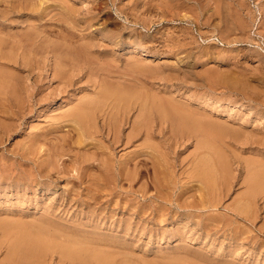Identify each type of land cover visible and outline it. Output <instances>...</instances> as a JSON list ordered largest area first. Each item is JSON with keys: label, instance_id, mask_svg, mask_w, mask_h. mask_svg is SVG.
I'll return each instance as SVG.
<instances>
[{"label": "rangeland", "instance_id": "1", "mask_svg": "<svg viewBox=\"0 0 264 264\" xmlns=\"http://www.w3.org/2000/svg\"><path fill=\"white\" fill-rule=\"evenodd\" d=\"M14 1L5 0V3H3V0H0V15H3L2 11L12 12L10 7L16 9L13 12L14 14H9L12 20L7 17V23L14 26L9 27L10 30L14 28L12 30V32H15V35L13 34L14 38L18 37L17 35L21 34L24 28H27L28 31L30 30L28 28L41 24V29L46 25L47 35L52 39L54 36L51 33L60 29L55 26V22H57L55 19L61 17L64 20L65 13H69L66 17L69 16L68 21L72 20L73 22L68 23L65 17L63 23L64 57H66L63 59L66 61L61 69V77L67 79L66 81L70 80L71 82L75 79L76 81L72 82L73 86L71 84L66 85L60 77L54 75V57L50 58V60L53 58L52 62L41 59L36 66L37 69H32L34 73L31 72L30 74V66H20L16 58V61L12 60L10 65H5V67H3V64L0 65L1 75L3 74L1 77L5 79L4 83L0 81V108L3 109H0V226L2 227L0 228V264H16L9 260V255L14 249L12 244H15L23 233L30 232L33 234L35 231L40 233V229L44 231L45 228L39 229L41 224L44 225H41L42 227L46 225V230L42 234L45 233L48 238L51 237L50 241L52 240L54 245L47 252L42 264H98L97 260L103 259L102 256L104 255L107 256H104V258H107L113 264H173L171 263L172 259L177 261H174L175 264H264V181H262L264 180L262 179L264 172L261 173V171H264V0ZM8 2H11V5ZM34 2L35 4H33ZM146 3L147 5H145ZM42 5L43 7H40ZM23 7L26 10L18 11L19 8ZM53 9L54 12L56 11L55 15L52 12ZM156 9L159 10L156 11ZM64 10L67 12H64ZM31 13H34V15ZM36 15L37 17H34ZM33 18L34 20H32ZM35 20L38 21L35 23ZM42 22H44V26ZM52 23L54 26H52ZM0 28L3 27L0 26ZM101 30L104 32L102 33ZM100 31L101 33H99ZM111 32L112 34H110ZM76 34L78 35L76 36ZM110 35L118 38L113 37L112 40ZM72 37L73 42H71ZM82 43L88 45V48L85 46V49H87L86 54L83 52L85 49L82 50L85 44L81 45ZM69 44L72 49H68ZM77 45L79 46L78 49ZM89 47H91L90 54ZM8 49L6 50L7 53L13 52V50ZM139 50L146 51L150 55L156 54L158 59L154 61L151 60V57L141 56ZM77 51L82 54L83 58L79 59L78 55H73V53L77 54ZM83 54L87 57L85 58ZM86 61L90 64H87ZM89 65H91V68ZM73 70L74 72H72ZM91 70L95 72L92 73ZM7 80L8 82H6ZM12 85L14 88H12ZM10 91L11 93H8ZM104 94L108 97L105 99L106 101L104 99L102 101V95ZM136 95L138 96L136 97ZM43 97H45V101ZM88 97H91V99ZM92 97L98 101H95ZM148 97H151V99ZM86 99L88 101L93 100L87 108L91 111V117L88 120L90 125L89 123L86 124L88 125L85 130L87 132L78 130L72 133L73 127L65 122L66 119H69L67 114L75 110L77 106L81 107ZM112 101L114 103L110 104ZM95 103H97V106H95ZM98 104L101 105L100 108ZM165 104H168L167 107ZM164 105L166 109L168 108L167 110L163 108ZM171 106L172 108H169ZM155 108L156 110H154ZM198 108L199 110H196ZM144 109L148 111L145 112ZM170 109H173V114ZM174 110L175 112L181 111L176 114ZM159 111H161V116ZM141 112L146 114L142 116ZM149 112L152 114H149ZM202 113L211 118L208 119L206 115L202 117ZM190 114L191 117H189ZM95 115L101 117L99 119L97 116L94 117L96 118L95 121L93 118ZM175 115H178L175 117L177 121L170 118V116L174 117ZM105 116L110 117L115 124V126L113 124L114 128L110 132L108 129L99 127L100 125L103 126ZM119 116H122L120 118L121 122L124 119V124L120 122L122 125L119 123ZM56 118L57 120H55ZM139 118H141V121L143 120L142 123ZM116 119H118L117 122ZM158 119H161L162 122ZM203 119L210 123L212 121V124H215L214 127H211V124H208V126ZM94 121L95 123H93ZM135 121L138 125H134ZM182 121L186 127L182 126ZM191 121L198 123L194 126L199 129L196 130L197 132L192 126H188ZM166 122L168 126L165 125ZM201 122L205 123L204 127H202ZM174 123H176L175 126ZM177 123L183 128L179 127ZM143 124L147 125L148 128ZM169 125L173 127V132ZM215 126L221 128L222 132L215 129ZM187 127L189 129H186ZM210 128L218 131V140L215 137V131ZM183 129H186L187 132ZM177 130H179V133H176ZM68 131L73 135L71 138ZM82 134L84 136H81ZM205 134L207 135L205 136ZM221 134H224V137ZM127 135H134L136 138L134 137L133 142L126 145ZM195 135L199 136L200 139ZM119 136L123 139V145L115 141V138ZM168 136L169 138H166ZM72 140L73 142H71ZM202 140L206 143L204 144ZM80 141L82 142L80 143ZM134 141L137 143L135 144ZM200 141L202 142L200 143ZM67 142H69V146ZM91 142L93 143L91 144ZM63 144L65 146V148L63 147L64 150H62ZM58 145L62 151L58 147L53 149L52 152L50 147ZM197 147L199 148L197 149ZM205 147L206 149H204ZM203 151L209 152L208 154L212 156L200 153ZM217 151L220 154H216ZM49 152L51 155L48 154ZM55 153L62 154L57 157ZM212 157L215 160L211 159ZM154 158L157 159L158 163ZM208 159L209 161H207ZM216 159L219 161H216ZM196 160V163L200 161L201 164L198 165H202L203 169L197 166ZM209 162L213 165H209ZM215 162L216 164H214ZM255 162V165L258 166L254 165ZM144 163L147 164L144 166ZM143 167L144 172L142 171ZM195 167H197V170ZM110 168L112 171L114 170V174L110 171ZM204 168L206 171H204ZM221 168L223 170H220ZM131 169H135L134 173ZM147 169H149V172ZM41 172H44V174ZM38 173L42 175L40 174L39 177ZM106 173L109 174L106 175ZM252 173L253 176H251ZM213 174L215 175L212 176ZM32 176L43 183L44 186L38 184L39 181L36 185V180ZM47 176H50V178H47ZM51 178L52 181H50ZM197 178L199 181L196 180ZM28 179L30 181H27ZM191 179L194 180L191 182ZM206 180H211V182ZM195 181L196 183H194ZM203 181H206V183ZM2 182H6V184ZM49 184L52 189L48 186ZM193 184L195 187L197 186V189ZM199 186L201 190H204V193L198 189ZM103 187H106V189ZM240 201L241 204H239ZM242 201L245 204H242ZM240 207L242 210L246 209L243 211L244 213L240 211ZM187 214L189 215L186 216ZM4 219L6 222L3 221ZM25 220L27 226L24 224ZM21 223L25 226L20 225ZM3 227L5 228L4 233L2 231ZM31 227L33 232L30 230ZM190 229L191 231H188ZM201 229L203 230L201 231ZM6 230L11 231V233ZM15 233H17L16 236ZM94 239L95 242H92H97L96 246L93 244L95 250L92 244H88L89 242L92 243L90 240ZM73 240L78 241L80 245L82 242L87 243L89 246L84 244L85 249L82 246L83 244L78 247L79 244L72 242ZM60 244H62V247ZM71 245L77 248L72 250L73 246ZM97 245L99 249H97ZM90 246L94 250L93 253H90L92 252ZM62 248L65 252L77 251L76 255L73 254L75 258L73 255L65 256ZM82 250L83 253L86 250L85 255L80 254ZM107 253L112 254V256H108ZM114 254H117V257H113ZM77 255H80L79 258H77ZM94 256L99 258H93ZM127 260H130V263H127ZM36 264L39 263L36 262Z\"/></svg>", "mask_w": 264, "mask_h": 264}, {"label": "bare ground", "instance_id": "2", "mask_svg": "<svg viewBox=\"0 0 264 264\" xmlns=\"http://www.w3.org/2000/svg\"><path fill=\"white\" fill-rule=\"evenodd\" d=\"M5 0H3V3H5L4 2ZM24 1H26V0H24ZM29 1V0H28ZM27 1V2H28ZM31 1V0H30ZM32 1H34V0H32ZM48 1V0H47ZM53 1V0H52ZM56 1V0H55ZM55 1H53V2H55ZM13 2H15L14 0H13ZM12 2V3H13ZM36 2H37V0H36ZM42 2H45V1H43L42 0ZM51 2V1H50ZM52 2V3H53ZM58 2H60L59 0H58ZM61 2H63V1H61ZM116 2V1H115ZM168 2V1H167ZM172 2H174V1H172ZM171 2V3H172ZM9 4L11 3V2H8ZM25 3V2H24ZM30 3V2H29ZM39 3V2H38ZM48 3V2H47ZM114 3V2H113ZM169 3V2H168ZM8 4V5H9ZM26 4V3H25ZM33 4H35V2L33 3ZM44 4V3H43ZM46 4V3H45ZM63 4V3H62ZM101 4V3H100ZM99 4V5H100ZM11 5V4H10ZM23 5V4H22ZM38 5V4H37ZM57 5V4H56ZM55 5V6H56ZM97 5V4H96ZM144 5V4H143ZM145 5H147V3L145 4ZM5 6H7L6 4H5ZM15 6V5H14ZM30 6V5H29ZM52 6H53V4H52ZM54 6V7H55ZM4 7V6H3ZM32 7V6H31ZM30 7V8H31ZM33 7H34V5H33ZM38 7V6H37ZM40 7H43V5L42 6H40ZM65 7V6H64ZM169 7V6H168ZM173 7V6H172ZM1 8V7H0ZM8 8V7H7ZM11 9H12V12L11 11H2L3 12V15H0V26H2L3 28H0V65L1 64H3V67H5V65H10V62H12V60H15V58L19 61V65L21 66V65H25L26 67L28 66H30V69L32 70V69H34L35 70V68H36V66H37V64L41 61V59H45V60H47V61H51L52 62V60H53V58H52V60H50V58L51 57H54L55 58V60H54V65H53V70H54V75L56 76V77H60V79L66 84V85H72V82L74 81V80H71V82H70V80H68L70 83H66V82H68V81H66L65 80V78H62L61 77V69H62V66L65 64V59H63V58H66V57H64V49H65V46H64V42H63V40H64V35H63V28H64V20H65V17H66V15H68L67 13H65L66 15H64V20H62V18L61 17H58V18H54L57 22H55V26H58L60 29H62V30H55L54 31V33L52 32L51 34L54 36L52 39L51 38H49L50 36L49 35H47L48 34V32H46V29H45V27H46V25H45V27H43L42 29H41V27H40V25H38V26H36L35 27V25L34 26H32L33 24H30L32 27H30V28H28V29H30V30H26L27 28H24V30H26V31H24L23 30V28H22V32H21V34H19V35H17L18 37H15L14 38V35H15V32L13 33L12 32V30L14 29H12V30H10L9 29V27L11 28V26H12V24L11 23H7V17H9V14L10 13H13L16 9H15V7H10ZM39 8V7H38ZM66 8V7H65ZM64 8V9H65ZM98 8V7H97ZM156 8V7H155ZM41 9V8H40ZM43 9V8H42ZM55 9V8H54ZM54 9H53V13H54V15H55V12H54ZM56 9H57V7H56ZM58 9H59V7H58ZM121 9V8H120ZM10 10V9H9ZM22 11V10H26L24 7L23 8H19L18 9V11ZM29 11H30V9H28ZM48 10V9H47ZM159 10V9H158ZM157 9H156V11H158ZM39 11H41V10H39ZM51 11V10H50ZM63 11V10H62ZM69 11V10H68ZM31 12H33V11H31ZM51 12V13H52ZM58 12H60V11H58ZM64 12H67L66 10H64ZM15 13H17V12H15ZM41 13V12H40ZM50 13V12H49ZM48 13V14H49ZM71 13V12H70ZM14 14V13H13ZM32 14V13H31ZM37 14V13H36ZM59 14V13H58ZM57 14V15H58ZM63 14V13H62ZM76 14V13H75ZM74 14V15H75ZM32 15H34V13L32 14ZM40 15V14H39ZM50 15V14H49ZM56 15V16H57ZM73 15V14H72ZM71 15V16H72ZM11 16V15H10ZM23 16V15H22ZM21 16V17H22ZM55 16V17H56ZM63 16V15H62ZM76 16V15H75ZM12 17H14V16H12ZM16 17H17V15H16ZM15 17V18H16ZM20 17V16H19ZM24 17V16H23ZM22 17V18H23ZM34 17H37V15L36 16H34ZM69 17V16H68ZM68 17H66L67 18V20L66 21H68V19H70V18H68ZM79 17V16H78ZM77 17V18H78ZM127 17H129V16H127ZM32 18V17H31ZM9 19H10V17H9ZM29 19V18H28ZM41 19V18H40ZM73 20H74V18H72ZM84 19V18H83ZM129 19V18H128ZM10 20H12V19H10ZM14 20V19H13ZM17 20V19H16ZM23 20H24V18H23ZM26 20H27V18H26ZM32 20H34V18L32 19ZM32 20H30V21H32ZM46 20V19H45ZM45 20H44V22H45ZM79 20H81L80 18H79ZM25 21V20H24ZM38 20H35V23L37 22ZM51 21V20H50ZM77 21V20H76ZM11 22H13V21H11ZM23 22V21H22ZM27 22V21H26ZM41 22V21H40ZM44 22H42V24L44 23ZM47 22H48V20H47ZM71 23L73 22L72 20L70 21ZM69 21H68V23H70ZM39 23V22H38ZM26 24V23H25ZM45 24H46V22H45ZM43 26H44V24H43ZM47 26H49V25H47ZM52 26H54L53 25V23H52ZM12 27H14V26H12ZM25 27H27V26H25ZM29 27V26H28ZM50 28H52L51 26H49ZM74 27V26H73ZM6 28H8V29H6ZM68 28V27H67ZM101 29H103V28H101ZM105 30V29H104ZM53 31V30H52ZM102 31V30H101ZM101 31L99 32V33H101ZM108 31V30H107ZM12 32V33H11ZM73 32V31H72ZM75 32V31H74ZM104 31H102V33H103ZM68 33V32H67ZM107 33H109V32H107ZM14 34V35H13ZM110 34H112V32L110 33ZM66 35V34H65ZM78 34H76V36H77ZM100 35H102V34H100ZM99 35V36H100ZM106 35V34H105ZM115 35V34H114ZM68 36V35H67ZM69 36H70V32H69ZM111 36V35H110ZM109 36V37H110ZM117 36H118V34H117ZM81 37V36H80ZM83 37V36H82ZM112 37V36H111ZM113 37H115V36H113ZM113 37H112V40H113ZM120 37V36H119ZM84 38V37H83ZM87 38V37H86ZM85 38V39H86ZM115 38H118V37H115ZM69 40H70V38H69ZM117 40V39H116ZM106 41V40H105ZM68 42V41H67ZM71 42H73V37H72V41ZM78 42V41H77ZM89 43V42H88ZM85 44V45H84ZM82 43L81 45H84V48H82V50L83 49H85L86 47L85 46H87V48H88V45L86 44V43ZM92 44V43H91ZM139 44V43H138ZM138 44H136L137 46H138ZM134 45V44H133ZM70 44H69V48L68 49H72V48H70ZM90 46V45H89ZM75 47V46H74ZM78 45H77V49H78ZM81 47H83V46H81ZM11 49V51L13 50V52H9V53H7V49ZM90 48V51H89V54H90V52H91V47H89ZM140 49L142 48V46L141 47H139ZM8 49V50H9ZM68 49H66V50H68ZM136 49V48H135ZM137 49H138V47H137ZM87 49H85V50H83V52H84V54H86L85 52H87L86 51ZM70 53H72L70 50H68ZM80 51V50H79ZM68 52V53H69ZM139 52L141 53V56H145V57H151V60H154V61H156L157 59H158V55H156V54H153V55H150V53H148V52H146V51H142V50H139ZM77 54H75V53H73V55H78L79 56V59L80 58H83L82 57V54L80 53H78V51L76 52ZM137 53V52H136ZM83 54V55H84ZM88 55V54H87ZM85 56V55H84ZM92 56V55H91ZM13 57H14V59H13ZM69 57V56H68ZM87 56H85V58H86ZM88 58H90V57H88ZM87 58V59H88ZM73 59V58H72ZM78 59V60H79ZM83 60V59H82ZM16 61V60H15ZM70 61V60H69ZM85 61V60H84ZM83 61V62H84ZM88 61V60H87ZM86 61V62H87ZM86 62H85V64H86ZM91 62H93V61H91ZM13 63H14V61H13ZM46 63V62H45ZM79 63H80V61H79ZM95 63V62H94ZM18 64V63H17ZM47 64V63H46ZM83 64V63H82ZM87 64H90V63H88L87 62ZM86 64V66H88ZM91 64H93V63H91ZM18 65V66H19ZM68 65V64H67ZM71 65V64H70ZM75 65H76V63H75ZM14 66V65H13ZM13 66H10V67H12V68H14ZM45 66V65H44ZM52 66V65H51ZM78 66V65H77ZM80 66V65H79ZM83 66H84V64H83ZM91 65H89V67H90ZM94 66V65H93ZM1 67V66H0ZM47 67V66H46ZM81 67V66H80ZM80 67H78V68H80ZM21 68V67H20ZM72 68V67H71ZM82 68V67H81ZM91 68V67H90ZM17 69V68H16ZM28 69V68H27ZM37 69V68H36ZM48 69H50V68H48ZM67 69V68H66ZM74 69V68H73ZM84 69H85V67H84ZM88 69V68H87ZM96 69V68H95ZM94 69V70H95ZM4 70V68L2 69V71ZM29 70V69H28ZM31 70H29V74L32 72V73H34L33 72V70L31 71ZM64 70V69H63ZM111 70V69H110ZM6 71V70H5ZM4 71V73L5 74H7V72H5ZM25 71V70H24ZM67 71V70H66ZM71 71V70H70ZM85 71V70H84ZM96 71H97V69H96ZM72 72H74V70L72 71ZM81 72H82V70H81ZM88 72V71H87ZM91 72L92 73H94L92 70H91ZM83 73V72H82ZM72 74V73H71ZM74 74V73H73ZM72 74V75H73ZM80 74V73H79ZM89 74V73H88ZM87 74V75H88ZM97 74V73H96ZM64 75V74H63ZM1 76H3V74L1 75V72H0V81H3L2 83H4V81H5V79H3ZM4 76H6V75H4ZM9 76V75H8ZM8 76H7V78H8ZM12 76H16V75H12ZM29 76V75H28ZM66 76V75H65ZM80 76V75H79ZM91 76V75H90ZM94 76V75H93ZM97 76V75H96ZM10 77V76H9ZM17 77V76H16ZM72 77V76H71ZM82 77H84V76H82ZM85 77H87V76H85ZM92 77V76H91ZM99 77V76H98ZM14 78V77H13ZM73 78H74V76H73ZM10 79H12V78H10ZM16 79V78H15ZM69 79V78H68ZM71 79V78H70ZM75 79V78H74ZM80 79V78H79ZM78 79V80H79ZM89 79H90V77H89ZM93 79V78H92ZM56 80V79H55ZM11 81H13V80H11ZM16 81V80H15ZM57 81V80H56ZM75 81H76V79H75ZM74 81V82H75ZM6 82H8V80L6 81ZM59 82V81H58ZM57 82V83H58ZM73 82V83H74ZM15 83V82H14ZM77 83V82H76ZM94 83H96V82H94ZM7 84V83H6ZM9 84V83H8ZM12 84H13V82H12ZM59 84V83H58ZM96 85H97V83H96ZM101 85V84H100ZM99 85V86H100ZM121 85V84H120ZM119 85V86H120ZM8 86V85H7ZM60 86V85H59ZM73 86V85H72ZM118 86V85H117ZM8 88V87H7ZM7 88H5V89H7ZM11 88V87H10ZM12 88H14L13 87V85H12ZM29 88V87H28ZM27 88V89H28ZM65 88V87H64ZM121 88V87H120ZM232 88H233V86H232ZM1 89H2V87H1ZM26 89V88H25ZM107 89V88H106ZM16 90V89H15ZM64 90V89H63ZM7 91H9V90H7ZM6 91V92H7ZM56 91H58V90H56ZM101 91V90H100ZM55 92V91H54ZM61 92V91H60ZM99 92V91H98ZM8 93H11V91L10 92H8ZM105 93V92H104ZM113 93V92H112ZM119 93V92H118ZM123 93V92H122ZM131 93V92H130ZM5 94V93H4ZM127 94V93H126ZM55 95H56V93H55ZM57 95H58V93H57ZM116 95V94H115ZM49 96V95H48ZM47 96V97H48ZM51 96H54V95H51ZM97 96V95H96ZM112 96H113V94H112ZM138 95H136V97H137ZM57 97V96H56ZM102 101H103V99L105 100V99H107L108 97L104 94V95H102ZM110 97H111V94H110ZM140 97V96H139ZM139 97H138V99H139ZM44 98V101H45V97H43ZM49 98V97H48ZM88 98H90L91 99V97H88ZM93 98V97H92ZM100 97H98V99H99ZM114 98V97H113ZM134 97L132 96V99H133ZM148 98H150L151 99V97H148ZM47 99V98H46ZM84 99V98H83ZM89 99V100H90ZM93 99H95V98H93ZM135 99H137V98H135ZM145 99V98H144ZM150 99H149V101H150ZM251 99V98H250ZM97 99H95V101H96ZM99 100H101V99H99ZM252 100H253V98H252ZM41 101V100H40ZM39 101V102H40ZM47 101H49V100H47ZM46 101V102H47ZM92 101L93 100H90V101H88V99H86V102H85V100H84V104L83 105H81V107H76V109L75 110H73L72 112H70L69 114H67V118H69L68 120L66 119V123H68L67 125H71L72 127H73V130L71 131L72 133H74V131H78V130H82V132L84 131V132H87V131H85L86 129H87V126L88 125H86V124H88L89 122H88V120L90 119V114H91V111H89V109H87L88 108V105L90 104V102L92 103ZM94 101V102H95ZM98 101V100H97ZM102 101H101V103H102ZM106 101V100H105ZM110 101V100H109ZM121 101V100H120ZM124 101V100H123ZM137 101V100H136ZM254 101V100H253ZM81 102V101H80ZM82 102H83V100H82ZM117 102H119V101H117ZM133 102V101H132ZM142 102V101H141ZM147 102H148V100H147ZM159 102V101H158ZM157 102V103H158ZM168 102V101H167ZM167 102H165V103H167ZM98 103V102H97ZM97 103H95V106H97L96 104ZM111 103H114L113 101L112 102H110V104ZM116 103V102H115ZM138 103H140V102H138ZM138 103H137V105H138ZM144 103H146V102H144ZM154 103H155V101H154ZM162 103V102H161ZM170 103V102H169ZM94 104V103H93ZM92 104V105H93ZM104 104V103H103ZM102 104V105H103ZM123 104V103H122ZM131 104V103H130ZM147 104V103H146ZM149 104V103H148ZM171 104H172V102H171ZM99 105V104H98ZM108 105V104H107ZM121 105V104H120ZM128 105V104H127ZM142 105V104H141ZM156 105V104H155ZM166 105V104H165ZM165 105H164V107L163 108H165ZM168 105V104H167ZM167 105H166V107H167ZM174 105H175V103H174ZM238 105H240L239 103H238ZM25 106V105H24ZM100 106L101 105H99V108H100ZM133 106V105H132ZM162 106V105H161ZM170 106V105H169ZM184 106V105H183ZM252 106V105H251ZM254 106V105H253ZM26 107V106H25ZM92 107H94V106H92ZM91 107V108H92ZM117 107V106H116ZM126 108H127V106H125ZM144 107V106H143ZM152 107H153V105H152ZM151 107V109L153 110V108ZM158 107H159V103H158ZM241 107V106H240ZM120 108H121V106H120ZM129 108V107H128ZM131 108V107H130ZM162 108V109H163ZM169 108H172V106L171 107H169ZM180 108V107H179ZM183 108V107H182ZM191 108V107H190ZM189 108V109H190ZM193 108V107H192ZM1 109V108H0ZM21 109V108H20ZM93 109H95V108H93ZM92 109V110H93ZM105 110H106V107L104 108ZM146 109V108H145ZM144 109V110H145ZM148 109V108H147ZM158 109V108H157ZM161 109V110H162ZM166 109V108H165ZM168 109V108H167ZM166 109V110H167ZM173 109H175V108H173ZM172 109V110H173ZM184 109V108H183ZM193 109H195V108H193ZM1 110H3V109H1ZM23 110H24V108H23ZM22 110V111H23ZM98 110V109H97ZM108 110V109H107ZM113 110H114V108H113ZM152 110H150L151 112H152ZM154 110H156V108L154 109ZM165 110V111H166ZM171 110V109H170ZM169 110V111H170ZM172 110H171V112H172ZM190 110H192V109H190ZM196 110H199V108L198 109H196ZM196 110H194V111H196ZM25 111V110H24ZM53 111H55V110H53ZM104 111V110H103ZM127 111V110H126ZM131 111H132V109H131ZM146 111H148V110H145V112ZM164 111V112H165ZM181 110H179V112H180ZM188 111V110H187ZM201 111V110H200ZM200 111H197V112H200ZM203 111V110H202ZM95 112H97L98 113V111H96V109H95ZM106 112H108V111H106ZM123 112H125V110H123ZM144 112V114L142 113V116L143 115H145L146 113ZM160 112V116H161V111H159ZM171 112H170V115H171ZM174 112H175V110H174ZM178 112V111H177ZM177 112H175L176 114H178ZM184 112H185V110H184ZM189 113H190V111H188ZM204 112V111H203ZM1 113V112H0ZM110 113V112H109ZM125 113H127V112H125ZM130 113V112H129ZM140 113V114H141ZM157 113V112H156ZM194 113V112H193ZM15 114V113H14ZM19 114V113H18ZM108 114V113H107ZM120 114V113H119ZM148 114V113H147ZM149 114H152V113H150L149 112ZM148 114V115H149ZM169 114V113H168ZM172 114H173V112H172ZM186 114H188L187 112H186ZM191 114H192V112H191ZM191 114L189 115V117H191ZM16 115H17V113H16ZM63 115V114H62ZM94 115V114H93ZM103 115V114H102ZM121 115V114H120ZM154 116H155V114H153ZM157 115V114H156ZM180 115V114H179ZM183 115V114H182ZM181 115V116H182ZM198 115L199 116H201L200 115V113H198ZM204 114L202 113V117H204L203 116ZM63 116H65V115H63ZM97 115H95V116H93V118L94 117H96ZM112 116V115H111ZM118 116V115H117ZM124 116V115H123ZM128 116H129V114H128ZM141 116V117H142ZM163 116V115H162ZM166 116V115H165ZM176 116H178V115H175L174 117H171L170 116V118L171 119H175V117ZM209 116V115H208ZM61 117V116H60ZM101 116H97V118L99 119ZM116 117V116H115ZM122 117V116H121ZM120 116H119V118L118 119H120L121 118ZM126 117V116H125ZM130 117V116H129ZM158 117V116H157ZM195 117V116H194ZM206 117H207V115H206ZM105 119H104V121H103V126L102 125H100L99 127L101 128V129H108V131L110 132V131H112L113 129L112 128H114V126H115V124L113 123V121H112V119L110 118V117H108V116H105L104 117ZM144 118V117H143ZM147 118H148V116H147ZM154 118V117H153ZM160 118V117H159ZM162 118V117H161ZM167 118V117H166ZM165 118V119H166ZM169 118V119H170ZM177 118H179V117H177ZM182 118H183V116H182ZM196 118H198L197 116H196ZM208 119H210L211 117H207ZM96 118H94V120H95ZM118 119H116V122H117V120ZM130 119V118H129ZM128 119V120H129ZM137 119V118H136ZM135 119V120H136ZM141 118H139V121H141L140 120ZM157 119V118H156ZM163 119V118H162ZM199 119V118H198ZM205 119V118H204ZM203 119V120H204ZM55 120H57V118L55 119ZM60 120H61V118H60ZM63 120V119H62ZM123 121H124V119H122ZM128 120H127V122H128ZM144 120H145V118H144ZM149 120V119H148ZM150 120H152V119H150ZM158 120H160L161 121V119H158ZM176 120V119H175ZM180 120H182V119H180ZM184 120H185V118H184ZM187 120H188V118H187ZM200 120H201V118H200ZM200 120H199V122H200ZM96 121V120H95ZM95 121L93 122V123H95ZM122 121V122H123ZM137 121V120H136ZM136 121H135V124L134 125H138V124H136ZM138 121V122H139ZM143 121V120H142ZM142 121H141V123H142ZM167 121V120H166ZM172 121V120H171ZM177 121V120H176ZM188 121H190V120H188ZM205 121V120H204ZM204 121H202V122H204ZM64 122V121H63ZM101 122V121H100ZM121 122V119H120V121H119V123ZM121 122V123H122ZM137 122V123H138ZM144 122H146V121H144ZM152 122V121H151ZM154 122V121H153ZM162 122V121H161ZM175 122V121H174ZM183 122V121H182ZM186 122V121H185ZM201 122V123H202ZM206 123H207V125L209 124H211V127L213 126V125H215V124H212V121H211V123L209 122H207V121H205ZM65 123V124H66ZM120 123V124H121ZM164 123V122H163ZM179 123V122H178ZM178 123H177V125H178ZM181 123V122H180ZM200 123V124H201ZM60 124H62V123H60ZM113 124H114V126H113ZM123 124H124V122H123ZM126 124V123H125ZM146 124H147V122H146ZM149 124V123H148ZM171 124V123H170ZM175 124L176 123H174V126H175ZM182 124V126L183 127H186V126H184L183 124H184V122L183 123H181ZM196 124H198V123H194V122H192L191 121V123H190V125H188V126H192V128L193 129H195V131L196 130H199L197 127H194V126H196ZM203 124V126L202 127H204V124L205 123H202ZM89 125H90V123H89ZM122 125V124H121ZM140 125V124H139ZM144 125V124H143ZM152 125V124H151ZM162 125H164V124H162ZM165 125H167V122H166V124ZM164 125V126H165ZM172 125V124H171ZM186 125V124H185ZM208 125V126H209ZM93 126V125H92ZM111 126H113V127H111ZM145 126V125H144ZM144 126H142V127H144ZM147 126V125H146ZM145 126V127H146ZM168 126V125H167ZM170 126V125H169ZM179 126V125H178ZM182 126H179V127H182ZM70 127V126H69ZM133 127V126H132ZM134 127H136V126H134ZM141 127V128H142ZM171 127V126H170ZM182 127V128H183ZM214 127V126H213ZM68 128V127H67ZM66 128V129H67ZM94 128V127H93ZM120 128V127H119ZM147 128H148V126H147ZM150 128V127H149ZM166 128V127H165ZM172 129V132H173V127H171ZM65 129V130H66ZM90 129V128H89ZM136 129V128H135ZM167 129H168V127H167ZM175 129V128H174ZM186 129H189L188 127L186 128ZM185 129V130H186ZM206 129H207V127H206ZM211 129V128H210ZM213 130H214V128H212ZM211 129V130H212ZM215 129H218V131L219 132H222V129L220 128H218V127H216L215 126ZM90 130H92V129H90ZM95 130V129H94ZM98 130V129H97ZM123 130V129H122ZM138 130V129H137ZM151 130V129H150ZM163 130H164V128H163ZM162 130V131H163ZM182 130V129H181ZM180 130V131H181ZM184 130V129H183ZM184 130V131H185ZM191 130V129H190ZM189 130V131H190ZM99 131V130H98ZM97 131V132H98ZM121 131V130H120ZM139 131V130H138ZM138 131H136V132H138ZM169 131V130H168ZM184 131H183V134H184ZM189 131H188V133H189ZM201 131V130H200ZM199 131V132H200ZM207 131V130H206ZM215 131V130H214ZM218 131H215L214 133L216 134V136L215 137H217V133H218ZM224 131V130H223ZM71 132L70 131H68V135H69V137L71 138V136H73V135H71ZM106 132H107V130H106ZM105 132V133H106ZM179 133V130H177L176 131V133ZM186 132H187V130H186ZM197 132V131H196ZM202 132H204V131H202ZM210 132V131H209ZM208 132V133H209ZM67 133V132H66ZM101 133V132H100ZM135 133V132H134ZM139 133V132H138ZM137 133V134H138ZM155 133V132H154ZM193 133V132H192ZM206 133V132H205ZM213 133V134H214ZM224 133V132H223ZM226 133V132H225ZM224 133V134H225ZM96 134V133H95ZM95 134H93V135H95ZM98 134V133H97ZM111 134V133H110ZM116 134H117V132H116ZM122 134V133H121ZM136 134V135H137ZM149 134V133H148ZM151 135H152V132L150 133ZM149 134V135H150ZM161 134V133H160ZM198 134V133H197ZM211 134V133H210ZM214 134V135H215ZM219 134V133H218ZM224 134H221L222 136L224 135ZM67 135V136H68ZM124 135V134H123ZM139 135V134H138ZM158 135V134H157ZM163 135V134H162ZM168 135V134H167ZM170 135V134H169ZM188 135V134H187ZM191 135H194V134H191ZM199 135V134H198ZM207 134H205V136H206ZM221 135H219V136H221ZM76 136V135H75ZM74 136V137H75ZM81 136H84L83 134L81 135ZM86 136V135H85ZM128 136V135H127ZM144 136V135H143ZM172 136H174V135H172ZM177 136V135H176ZM183 136V135H182ZM196 136V135H195ZM202 136H203V134H202ZM202 136H201V138H202ZM221 136V137H222ZM65 137V136H64ZM101 137V136H100ZM135 136L133 135H130V136H128V140H127V143H126V145L127 144H129V143H131V142H133V138H134ZM152 137H154V136H152ZM151 137V138H152ZM179 137V136H178ZM181 137V136H180ZM188 137V136H187ZM194 137V136H193ZM197 137V136H196ZM196 137H194V138H196ZM215 137H213V138H215ZM224 137V136H223ZM222 137V138H223ZM67 138V137H66ZM96 138V137H95ZM136 138V137H135ZM144 138V137H143ZM166 138H169V136L168 137H166ZM170 138H171V135H170ZM173 138V137H172ZM185 138V137H184ZM197 138H199V136L197 137ZM196 138V139H197ZM208 138V137H207ZM60 139V138H59ZM63 139V138H62ZM78 139V138H77ZM82 139H83V137H82ZM146 139V138H145ZM188 139V138H187ZM196 139H194L195 141H196ZM200 139V138H199ZM198 139V140H199ZM209 139V138H208ZM216 139V138H215ZM165 140V139H164ZM168 140V139H167ZM173 140V139H172ZM193 140V141H194ZM203 140H205V139H203ZM202 140V141H203ZM212 140V139H211ZM217 140H218V137H217ZM45 141V140H44ZM68 141V140H67ZM115 141H116V143H119L120 145H123V139L119 136V137H116L115 138ZM124 141H126L125 139H124ZM139 141V140H138ZM174 141V140H173ZM179 141V140H178ZM202 141H200V143L202 142ZM215 141V140H214ZM63 142V141H62ZM64 142H66V141H64ZM71 142H73V140L71 141ZM82 141H80V143H81ZM135 142V141H134ZM150 142V141H149ZM157 142V141H156ZM167 142V141H166ZM183 142V141H182ZM199 142V141H198ZM46 143V142H45ZM59 143V142H58ZM93 142H91V144H92ZM112 143V142H111ZM137 142H135V144H136ZM187 143V142H186ZM195 143V142H194ZM203 143H204V141H203ZM202 143V144H203ZM206 143V142H205ZM204 143V144H205ZM208 143H209V141H208ZM214 143V142H213ZM213 143H211V144H213ZM67 144H68V146H69V142H67ZM71 144V143H70ZM113 144V143H112ZM118 144V145H119ZM134 144V143H133ZM150 144V143H149ZM164 144V143H163ZM168 144V143H167ZM170 144V143H169ZM89 145V144H88ZM111 145V144H110ZM125 145V144H124ZM151 145V144H150ZM172 145H174V144H172ZM178 145V144H177ZM191 145H193L192 143H191ZM197 145H198V143H197ZM206 145H208V144H206ZM210 145V144H209ZM67 146V145H66ZM72 146V145H71ZM171 146V145H170ZM176 146V145H175ZM180 146H181V144H180ZM59 147V145L58 146H53L52 148L50 147V149H52V152H53V149H56V148H58ZM60 147H61V144H60ZM60 147L58 148V149H60ZM63 147L65 148V146H64V144L62 145V150H64L63 149ZM116 147V146H115ZM122 147V146H121ZM127 147V146H126ZM172 148H173V146H171ZM170 147V148H171ZM201 147H203V145H201ZM213 147V146H212ZM69 148V147H68ZM97 148V147H96ZM105 148V147H104ZM166 148V147H165ZM199 147H197V149H198ZM46 149V148H45ZM90 149V148H89ZM113 149V148H112ZM117 149V148H116ZM146 149V148H145ZM204 149H206V147L204 148ZM214 149H215V147H214ZM49 150V149H48ZM61 150V149H60ZM61 150V151H62ZM98 150H99V148H98ZM148 150V149H147ZM150 150V149H149ZM153 150V149H152ZM166 150H167V148H166ZM173 150V149H172ZM175 150V149H174ZM200 150V149H199ZM211 150H213V149H211ZM216 150V149H215ZM233 150V149H232ZM122 151V150H121ZM210 151V150H209ZM41 152H43V151H41ZM45 152V151H44ZM152 152H154V151H152ZM165 152V151H164ZM168 152V151H167ZM215 152V151H214ZM46 153H47V150H46ZM106 153H108V152H106ZM105 153V154H106ZM156 153V152H155ZM166 153V152H165ZM200 153H203V154H206V156L207 155H210V154H208L209 152H205V151H203V152H200ZM210 153H212V151H210ZM48 154H50L51 155V153L49 152ZM62 154V153H61ZM60 153H55V155H57V157L58 156H60L61 155ZM104 154V155H105ZM142 154V153H141ZM141 154H140V156H141ZM145 154H146V152H145ZM158 154V153H157ZM170 154H171V152H170ZM214 154V153H213ZM216 154H220V153H218V151H217V153ZM119 155V154H118ZM136 155V154H135ZM143 155V154H142ZM147 155H148V153H147ZM164 155H166V154H164ZM197 155V154H196ZM98 156V155H97ZM101 156H103V155H101ZM110 156V155H109ZM152 156H153V153H152ZM198 156H199V154H198ZM201 156V155H200ZM212 155H210V157H211ZM53 157H54V155H53ZM107 157V156H106ZM105 157V158H106ZM154 157H155V155H154ZM166 157V156H165ZM167 157H168V155H167ZM221 157V156H220ZM99 158V157H98ZM102 158V157H101ZM104 158V159H105ZM111 158V157H110ZM133 158V157H132ZM150 158V157H149ZM157 158V157H156ZM171 158V157H170ZM203 158L205 159V157L203 156ZM216 158V157H215ZM217 158H218V156H217ZM107 159V158H106ZM155 159V158H154ZM158 159V158H157ZM157 159H155L156 160V163H158V161H157ZM166 159V158H165ZM197 159V158H196ZM199 159V158H198ZM202 159V158H201ZM201 159H199V160H201ZM210 159V158H209ZM209 159L207 160V161H209ZM211 159H213V160H215L214 159V157H212ZM88 160V159H87ZM162 160V159H161ZM195 160V159H194ZM203 160V159H202ZM212 160V161H213ZM218 159H216V161H217ZM73 161V160H72ZM134 161V160H133ZM138 161V160H137ZM139 161H140V159H139ZM145 161V160H144ZM150 161V160H149ZM163 161V160H162ZM162 161H160V162H162ZM170 161V160H169ZM219 161V160H218ZM105 162H106V160H105ZM166 162V161H165ZM193 162V161H192ZM197 162V160L195 161V163ZM202 162V161H201ZM142 163V162H141ZM149 164H150V162H148ZM173 163V162H172ZM199 163H200V161H199ZM199 163H196L197 164V166H200V169H203L201 166L202 165H198ZM220 163V162H219ZM218 163V164H219ZM75 164V163H74ZM94 164V163H93ZM96 164V163H95ZM107 164V163H106ZM129 164V163H128ZM130 164H131V162H130ZM147 164V163H146ZM145 163H144V166L146 165ZM170 164V163H169ZM201 164V163H200ZM202 164H204V163H202ZM213 165L212 163H210L209 162V165ZM214 164H216V162L214 163ZM256 164V162L254 163V165ZM258 164V163H257ZM109 165V164H108ZM157 165V164H156ZM206 165H207V163H206ZM251 165V164H250ZM253 165V166H254ZM259 165H260V163H259ZM100 166V165H99ZM169 166V165H168ZM192 166H194V165H192ZM255 166H258V165H255ZM254 166V167H255ZM73 167H74V165H73ZM97 167H98V165H97ZM105 167V166H104ZM115 167V166H114ZM129 167H130V165H129ZM151 167H152V165H151ZM173 167V166H172ZM206 167V166H205ZM215 167V166H214ZM218 167V166H217ZM221 167V166H220ZM102 168V167H101ZM106 168H107V166H106ZM131 168V167H130ZM133 168V167H132ZM147 168V167H146ZM192 168H194V167H192ZM219 168V167H218ZM251 168V167H250ZM67 169H68V167H67ZM127 169V168H126ZM138 169V168H137ZM156 169V168H155ZM195 169L197 170V167H195ZM205 169V168H204ZM209 169V168H208ZM210 169H211V167H210ZM213 169V168H212ZM260 169V168H259ZM7 170V169H6ZM52 170V169H51ZM50 170V171H51ZM109 170V169H108ZM132 170V169H131ZM160 170H162V169H160ZM198 170H199V168H198ZM220 170H223V168H221ZM252 170V169H251ZM254 170H255V168H254ZM48 171V170H47ZM49 171V172H50ZM102 171V170H101ZM110 171H112L111 170V168H110ZM114 171V170H113ZM113 171H112V173H113ZM129 171V170H128ZM128 171H126V172H128ZM133 171V173H134V171H135V169L134 170H132ZM138 171V170H137ZM141 171V170H140ZM139 171V172H140ZM143 172H144V167H143V170H142ZM141 171V172H142ZM146 171V170H145ZM147 171L149 172V169H147ZM191 171V170H190ZM204 171H206V169L204 170ZM212 171V170H211ZM217 171V170H216ZM227 171V170H226ZM261 171V170H260ZM2 172V171H1ZM39 172V171H38ZM45 172V171H44ZM44 172H41V173H43L44 174ZM105 172H107V171H105ZM109 172V171H108ZM125 172V173H126ZM151 172V171H150ZM158 172V171H157ZM186 172V171H185ZM184 172V173H185ZM196 172V171H195ZM220 172V171H219ZM219 172H217V174H220ZM252 172V171H251ZM262 172H264V171H261V173ZM41 173H38L39 174V177H40V174ZM111 173V172H110ZM130 173V172H129ZM128 173V174H129ZM132 172H131V174H133ZM152 173V172H151ZM192 173H194V172H192ZM198 173H200V172H198ZM212 173H213V171H212ZM226 173V172H225ZM227 173H229V172H227ZM101 174H103V173H101ZM107 174H109V173H106V175ZM114 174V173H113ZM124 174V173H123ZM147 174H149V173H147ZM191 174V173H190ZM189 174V175H190ZM34 175V174H33ZM35 175H36V173H35ZM42 175V174H41ZM126 175V174H125ZM137 175V174H136ZM143 175V174H142ZM151 175V174H150ZM163 175V174H162ZM185 175H186V173H185ZM188 175V177L189 178H191L190 176ZM215 174H213L212 176H214ZM221 175V174H220ZM24 176H27V175H24ZM37 176V175H36ZM104 176V175H103ZM108 176H111V175H108ZM114 176V175H113ZM112 176V177H113ZM128 176V175H127ZM126 176V177H127ZM135 176V174L133 175V177ZM159 176V175H158ZM195 176H196V173H195ZM205 176V175H204ZM224 176V175H223ZM226 176H228V175H226ZM251 176H253V173H252V175ZM32 177H34V176H32ZM31 177V178H32ZM44 177H46V176H44ZM100 177H102V176H100ZM114 177H116V176H114ZM114 177H113V179H114ZM118 177V176H117ZM154 177V176H153ZM180 177H182V176H180ZM179 177V178H180ZM193 177H194V175H193ZM207 177V176H206ZM209 177H211V176H209ZM216 177H217V175H216ZM21 178H22V176H21ZM35 178V177H34ZM43 178V177H42ZM47 178H50V176L48 177L47 176ZM111 178V177H110ZM138 178V177H137ZM143 178V177H142ZM157 178V177H156ZM204 178V177H203ZM219 178V177H218ZM229 178V177H228ZM256 178V177H255ZM11 179V178H10ZM15 179V178H14ZM18 179V178H17ZM19 179H20V177H19ZM38 179V178H37ZM222 179H224V178H222ZM230 179V178H229ZM262 179H264V177H262ZM35 180H36V178H35ZM41 180V179H40ZM47 180H49V179H47ZM112 180V179H111ZM122 180V179H121ZM138 180V179H137ZM163 181H164V179H162ZM192 180H194V179H191V182H192ZM196 180H198L199 181V179L197 178ZM217 180H219V179H217ZM217 180H215V181H217ZM249 180V179H248ZM250 180H251V178H250ZM253 180V179H252ZM8 181V180H7ZM15 181V180H14ZM23 181V180H22ZM26 181V180H25ZM27 181H30L29 179L27 180ZM33 181H34V179H33ZM39 180H36V185H37V182H38ZM43 181V180H42ZM50 181H52V178H51V180ZM49 181V182H50ZM97 181H99V180H97ZM115 181V180H114ZM150 181V180H149ZM202 181V180H201ZM206 181H209V182H211V180H206ZM206 181H203V182H205L206 183ZM226 181V180H225ZM230 181V180H229ZM262 181H264V180H262ZM262 181H261V183H262ZM1 182V181H0ZM32 182V181H31ZM55 182V181H54ZM104 182H106V181H104ZM121 182V181H120ZM165 182V181H164ZM218 182V181H217ZM249 182H251V181H249ZM2 183H5L6 184V182H2ZM10 183H11V181H10ZM17 183V182H16ZM16 183H14L15 185H17ZM18 183H20V182H18ZM26 183V182H25ZM35 183V182H34ZM101 183V182H100ZM157 183V182H156ZM161 183V182H160ZM194 183H196V181L194 182ZM255 183V182H254ZM8 184H9V182H8ZM13 184V185H14ZM27 184H28V182H27ZM27 184H25V185H27ZM38 184H40V185H42V186H44L43 185V183H41L40 181H39V183ZM50 184H52V183H50ZM50 184L48 185L49 187H50ZM98 184H99V182H98ZM97 184V185H98ZM143 184V183H142ZM158 184V183H157ZM199 184V183H198ZM202 184V183H201ZM201 184H200V186H201ZM213 184H214V182H213ZM248 184V183H247ZM251 184V183H250ZM260 184V183H259ZM263 184V183H262ZM262 184H260V185H262ZM14 185V186H15ZM20 185V184H19ZM18 185V186H19ZM32 185V184H31ZM46 185V184H45ZM100 185V184H99ZM119 185V184H118ZM156 185V184H155ZM194 185V184H193ZM203 185H204V183H203ZM224 185V184H223ZM251 185H253V184H251ZM5 186V185H4ZM10 186H11V184H10ZM9 186V187H10ZM13 186V187H14ZM21 186V185H20ZM28 186V185H27ZM34 186V185H33ZM48 186H47V190H48ZM200 186H199V188L198 189H200ZM206 186V185H205ZM204 186V187H205ZM211 186V185H210ZM214 186V185H213ZM216 186H218L217 184H216ZM216 186H214V187H216ZM29 187V186H28ZM36 187V186H35ZM129 187V186H128ZM147 187V186H146ZM153 187H154V185H153ZM156 187V186H155ZM194 187H195V185H194ZM222 187V186H221ZM253 187V186H252ZM255 187V186H254ZM260 187V186H259ZM264 187V186H263ZM5 188H6V186H5ZM8 188V187H7ZM31 188V187H30ZM29 188V189H30ZM44 188V187H43ZM51 188V187H50ZM103 188H105L106 189V187H103ZM142 188V187H141ZM196 189H197V186L195 187ZM206 188V187H205ZM225 188V187H224ZM12 189V188H11ZM23 189V188H22ZM28 189V188H27ZM35 189V188H34ZM38 189V188H37ZM39 189H40V187H39ZM52 189V188H51ZM102 189V188H101ZM144 189V188H143ZM204 189V188H203ZM250 189H251V186H250ZM256 189V188H255ZM263 189V188H262ZM15 190V189H14ZM17 190V189H16ZM104 190V189H103ZM115 190V189H114ZM207 190V189H206ZM205 190V191H206ZM219 190V189H218ZM221 190H222V188H221ZM36 191V190H35ZM38 191V190H37ZM43 191H44V189H43ZM52 191V190H51ZM116 191H117V189H116ZM115 191V192H116ZM161 191V190H160ZM200 191H203V193H204V190H201L200 189ZM217 191V190H216ZM220 191V190H219ZM227 191V190H226ZM258 191H260V190H258ZM262 191V190H261ZM54 192V191H53ZM145 192V191H144ZM223 192V191H222ZM263 192V191H262ZM45 193V192H44ZM47 193V192H46ZM142 193V192H141ZM160 193V192H159ZM197 193H198V191H197ZM201 193V192H200ZM199 193V194H200ZM212 193H214L213 191H212ZM249 193L251 194V192L249 191ZM256 193H258V192H256ZM209 194V193H208ZM218 194V193H217ZM216 194V195H217ZM223 194V193H222ZM221 194V195H222ZM220 195V196H221ZM249 195V194H248ZM257 195V194H256ZM256 195H254V196H256ZM258 195L260 196V194L258 193ZM198 196V195H197ZM211 196V195H210ZM210 196H208V198H210ZM215 196V195H214ZM159 197V196H158ZM157 197V198H158ZM161 197V196H160ZM218 197V196H217ZM246 197V196H245ZM253 197V196H252ZM153 198V197H152ZM207 198V197H206ZM250 198H251V195H250ZM249 198V199H250ZM254 198V197H253ZM213 199H215L214 197H213ZM242 199V198H241ZM245 199V198H244ZM211 200V199H210ZM209 200V201H210ZM246 201H247V199H245ZM213 201V200H212ZM216 201V200H215ZM244 201V200H243ZM242 201V204L244 203L245 204V202H243ZM254 201V200H253ZM252 201V202H253ZM222 202V201H221ZM205 203V202H204ZM237 204H238V202H236ZM208 204V202L206 203V205ZM209 204H211V203H209ZM214 204V203H213ZM216 204H217V201H216ZM216 204H214V205H216ZM239 204H241V201H240V203ZM196 205V204H195ZM247 205V204H246ZM185 206V205H184ZM203 206V205H202ZM210 206V205H209ZM208 206V207H209ZM239 206V205H238ZM237 206V207H238ZM244 206V205H243ZM248 206V205H247ZM251 206V205H250ZM10 207V206H9ZM20 207V206H19ZM159 207H161V206H159ZM164 207V206H163ZM182 207V206H181ZM188 207V206H187ZM213 207V206H212ZM216 207V206H215ZM237 207H235V208H237ZM242 207V206H241ZM240 207V208H241ZM245 207V206H244ZM249 207V206H248ZM253 207H254V205H253ZM182 209V208H181ZM201 209V208H200ZM253 209V208H252ZM251 209V210H252ZM237 210V209H236ZM239 210V209H238ZM246 210V209H245ZM245 210H242V208L240 209V211L241 212H243V211H245ZM249 210H250V208H249ZM180 211V210H179ZM191 211V210H190ZM233 212V211H232ZM240 212V213H241ZM247 212H248V210H247ZM142 213V212H141ZM181 213H183V212H181ZM184 213H185V211H184ZM235 213H236V211H235ZM244 213V212H243ZM192 214V213H191ZM251 214H252V212H251ZM181 215V214H180ZM179 215V216H180ZM183 215V214H182ZM189 214H187L186 216H188ZM179 216H178V219H179ZM193 216V215H192ZM244 216V215H243ZM243 216H241V217H243ZM253 216V215H252ZM211 217V216H210ZM236 217H237V215H236ZM255 217V216H254ZM259 217V216H258ZM186 218V217H185ZM218 218V217H217ZM216 218V219H217ZM245 218V217H244ZM8 219V218H7ZM215 219V218H214ZM243 219V218H242ZM256 220L258 219V218H255ZM16 220V219H15ZM183 220V219H182ZM246 220V219H245ZM251 220H252V218H251ZM4 222H6L5 221V219L3 220ZM10 221V220H9ZM8 221V222H9ZM23 221V220H22ZM41 221V220H40ZM39 221V222H40ZM46 221V220H45ZM177 221V220H176ZM186 222H187V220H185ZM185 221H184V223H185ZM248 221V220H247ZM14 222V221H13ZM12 222V223H13ZM16 222V221H15ZM18 222V221H17ZM28 222V221H27ZM39 222H37L39 225H40V223ZM42 222V221H41ZM177 222H179V221H177ZM177 222H175V223H177ZM192 222V221H191ZM253 222V221H252ZM26 223V220H25V222H24V224ZM56 223V222H55ZM4 225H6L5 223H3ZM9 224V223H8ZM14 224V223H13ZM12 224V225H13ZM23 223H21L20 225H22ZM23 224V225H24ZM30 224V223H29ZM38 224H37V226H38ZM48 224V223H47ZM188 224V223H187ZM189 224H190V222H189ZM188 224V225H189ZM1 225V224H0ZM26 225V224H25ZM24 225V226H25ZM41 225H43V224H41ZM40 225V227H39V229L40 228H45L44 229V231L46 230V225H45V227H42ZM186 225V224H185ZM193 225V224H192ZM10 226H11V224H10ZM17 226V225H16ZM27 226V225H26ZM30 226V225H29ZM44 226V225H43ZM51 226V225H50ZM55 226V225H54ZM200 226V225H199ZM5 227V226H4ZM3 227V228H4ZM48 227H49V225L47 226V231H48ZM192 227V226H191ZM207 227V226H206ZM253 227V226H252ZM0 228H2L1 226H0ZM11 228H13V227H11ZM14 228H16V227H14ZM18 228V227H17ZM22 228V227H21ZM24 228V227H23ZM35 228H36V226H35ZM51 228V227H50ZM59 228V227H58ZM58 228H56V229H58ZM201 228V227H200ZM199 228V229H200ZM202 228H203V226H202ZM219 228V227H218ZM19 229V228H18ZM32 229V227L30 228V230ZM38 229V230H39ZM54 229V228H53ZM195 229V228H194ZM3 230H5V228L4 229H2V231ZM10 230V229H9ZM9 230H6L7 232H10L11 233V231H9ZM12 230V229H11ZM14 230V229H13ZM12 230V231H13ZM28 230H29V228H28ZM33 230V229H32ZM31 230V232H33ZM41 230V232L40 233H38L37 231H35L33 234L32 233H23L22 235H20V237H19V239L17 240V242L15 243V244H12V245H14L13 247H14V249H12V253H10L11 255H9V260L13 263V262H15L16 264H36V262L37 263H39V264H42V260L45 258V256L47 255V252L49 251V250H51L53 247H54V245L52 244V240L50 241V238H48V236H46V234L45 233H43L42 234V232H44L43 231V229H40ZM203 229H201V231H202ZM222 230V229H221ZM21 231H22V229H21ZM188 231H191V229L190 230H188ZM200 231V230H199ZM16 232V231H15ZM19 232V231H18ZM26 232H27V230H26ZM37 232V233H36ZM259 232V231H258ZM3 233H4V231H3ZM6 233V232H5ZM49 233V232H48ZM245 234H246V232H244ZM7 234H9V233H7ZM16 234L17 233H15V236H16ZM45 234V235H44ZM209 234V233H208ZM48 235V234H47ZM182 235V234H181ZM180 235V236H181ZM183 235H185V234H183ZM248 235V234H247ZM13 236V235H12ZM49 236H50V234H49ZM53 236H54V234H53ZM57 236V235H56ZM6 237V236H5ZM185 237V236H184ZM15 238V237H14ZM54 238H55V236H54ZM85 238V237H84ZM188 238V237H187ZM7 239V238H6ZM61 239V238H60ZM70 239V238H69ZM87 239V238H86ZM88 239H90V238H88ZM92 239V238H91ZM63 240H65V239H63ZM184 240V239H183ZM193 240V239H192ZM55 241V240H54ZM68 241V240H67ZM66 241V242H67ZM91 242L92 241H94L95 242V239L94 240H90ZM5 243H6V241H4ZM9 242V241H8ZM71 241H69V243H70ZM72 242H75L74 240L72 241ZM77 242V243H76ZM75 243L76 244H79L78 245V247H80L82 244V246L84 247V244L85 243H82L81 242V245H80V243H78V241H76ZM87 242H89L88 240H87ZM13 243V242H12ZM68 243V244H69ZM74 243V244H75ZM97 243V242H96ZM96 243H88V244H92V247H94L93 249L95 250V246H96ZM55 244V243H54ZM64 244V243H63ZM67 244V245H68ZM70 244H72V243H70ZM73 244V245H74ZM76 244H75V246H76ZM87 243L85 244L86 246H89ZM93 244H95V246H93ZM9 245H10V243H9ZM62 244H60V246H61ZM65 245V244H64ZM66 245V246H67ZM73 245H71V246H73ZM3 246V245H2ZM58 247H59V245H57ZM68 246H70V245H68ZM110 246V245H109ZM112 246V245H111ZM110 246V247H111ZM56 247V246H55ZM62 247V246H61ZM82 247V248H83ZM101 247V246H100ZM12 248V247H11ZM66 248V247H65ZM70 248V247H69ZM69 248H68V250H69ZM75 248H77V247H75ZM74 248V246H73V248H72V250L73 249H75ZM86 247H84V249H85ZM88 248V247H87ZM55 249V248H54ZM57 249V248H56ZM64 248H62V250H63ZM90 249H91V246H90ZM97 249H99L98 248V245H97ZM102 249H103V247H102ZM59 250V249H58ZM72 250H71V252H65L64 250V255L65 256H67V255H70V256H72L73 254L74 255H76V253H77V251L75 252V251H73L72 252ZM79 250V249H78ZM92 250V249H91ZM94 250H92V252H90V253H93V251ZM104 250V249H103ZM103 250H100V251H103ZM112 250V249H111ZM116 250V249H115ZM119 250V249H118ZM80 251V250H79ZM78 251V252H79ZM104 251H106V250H104ZM110 251V250H109ZM114 251V250H113ZM112 251V252H113ZM120 251V250H119ZM9 252V251H8ZM89 252V251H88ZM87 252V253H88ZM97 252V251H96ZM114 252H116V251H114ZM122 252V251H121ZM62 253V252H61ZM84 253H86V250L84 251ZM83 253V250H82V253H80V254H83V255H85ZM101 253V252H100ZM103 253H106V252H103ZM123 253V252H122ZM126 253V252H125ZM94 254H95V252H94ZM97 254V253H96ZM108 254V253H107ZM129 254V253H128ZM74 255H73V257H74ZM82 255V256H83ZM93 255V254H92ZM102 255V254H101ZM100 255V256H101ZM109 255H111L112 256V254H108V256ZM117 255V254H116ZM115 254L113 255V257L114 256H116ZM125 255H127V254H125ZM130 255H132V254H130ZM69 256V257H70ZM78 256V255H77ZM76 256V257H77ZM80 256V255H79ZM79 256L77 257V258H79ZM90 256V255H89ZM105 257H107L106 255H104ZM104 256H102L103 257V259H98L97 261H98V264H113V263H111V261H109L107 258H104ZM110 256V257H111ZM121 256V255H120ZM129 256V255H128ZM117 257V256H116ZM75 258V257H74ZM83 258V257H82ZM93 258H99L98 256H94ZM109 258V257H108ZM137 258V257H136ZM89 259V258H88ZM110 259V258H109ZM113 259V258H112ZM123 259H129V258H123ZM123 259H121V260H123ZM131 259V258H130ZM138 259V258H137ZM141 259V258H140ZM90 260V259H89ZM115 260H116V258H115ZM115 260H113L114 262H115ZM153 260V259H152ZM75 261H77V260H75ZM78 261L80 262V260L78 259ZM85 261H87V259H85ZM96 261V260H95ZM120 261V260H119ZM123 261H125V260H123ZM128 262L127 263H130V260H127ZM175 261V260H174ZM174 261H173V259H172V261H171V263H173V264H175L174 263ZM45 262V261H44ZM93 262V261H92ZM126 262V261H125ZM150 262V261H149ZM152 262V261H151ZM175 262H177V261H175ZM117 263H119V262H117ZM121 263H123V262H121ZM137 263V262H136ZM178 263H180V262H178ZM7 264V263H6ZM93 264V263H92ZM124 264V263H123ZM147 264V263H146ZM170 264V263H169Z\"/></svg>", "mask_w": 264, "mask_h": 264}]
</instances>
